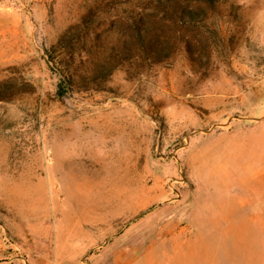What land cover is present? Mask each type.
<instances>
[{"label": "rangeland", "instance_id": "374dc122", "mask_svg": "<svg viewBox=\"0 0 264 264\" xmlns=\"http://www.w3.org/2000/svg\"><path fill=\"white\" fill-rule=\"evenodd\" d=\"M219 4L210 60L61 95L59 38L133 8L0 0V264H264V0Z\"/></svg>", "mask_w": 264, "mask_h": 264}, {"label": "trees", "instance_id": "16d2710c", "mask_svg": "<svg viewBox=\"0 0 264 264\" xmlns=\"http://www.w3.org/2000/svg\"><path fill=\"white\" fill-rule=\"evenodd\" d=\"M125 5L133 8L125 19H110L103 26L83 20L51 48L70 58L71 72L61 73L58 85L61 95L64 83L72 84L71 80H92L98 86L99 78L108 79L124 63L129 71L140 73L179 49L189 54L192 64L211 59V42L202 23L218 12L219 0H125Z\"/></svg>", "mask_w": 264, "mask_h": 264}]
</instances>
